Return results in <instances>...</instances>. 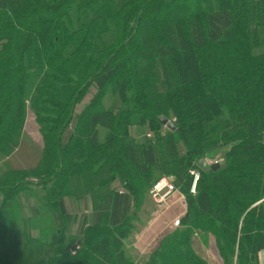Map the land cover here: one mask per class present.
<instances>
[{"label":"trees","instance_id":"trees-1","mask_svg":"<svg viewBox=\"0 0 264 264\" xmlns=\"http://www.w3.org/2000/svg\"><path fill=\"white\" fill-rule=\"evenodd\" d=\"M28 113L42 147L21 170ZM163 176L185 212L136 261ZM209 236L222 264L264 249V0H0V264H207Z\"/></svg>","mask_w":264,"mask_h":264},{"label":"rangeland","instance_id":"rangeland-1","mask_svg":"<svg viewBox=\"0 0 264 264\" xmlns=\"http://www.w3.org/2000/svg\"><path fill=\"white\" fill-rule=\"evenodd\" d=\"M108 5L106 1L100 2L98 6L95 8L99 9L101 6ZM76 45V44H74ZM92 93V91H91ZM90 96H88V99ZM88 99H86L88 101ZM84 101L82 105L87 104V101ZM80 109V107L77 108V111ZM135 135L138 136L141 134V131L139 129H135ZM41 139L39 136L38 132V126L36 125L34 121V117L31 113L27 114V119L25 126L23 128V133L21 136V144L20 146L14 150V152L10 155L11 158H9L7 161L9 162V165L11 167H16L20 168L21 170H24L23 168L27 169L32 166H34L37 162V159L39 158L40 155V150H41ZM227 148L220 149L217 152L211 153L208 158L205 159H212V158H220L223 159V155L226 152ZM159 178H167L166 176L159 177ZM178 194L175 195L176 200H174V203L169 202L168 205L162 206L161 210L163 211L164 209H168V211L165 212V215L161 216L158 218L157 221L155 219H151L150 215L149 217L147 216V211L150 210L152 211V207L150 204V200L147 198V204H145L144 209H145V216L143 215V219L145 220V224L143 226V229L135 233L133 237H131L128 244V251L131 252V255L136 261H139L142 259V257L147 256L152 250L155 249V247L158 244L159 239L164 235L172 231V227H170V224L173 220H175L178 216L182 214V209L185 206V204L182 202V205H178L179 202H177L178 199ZM148 204L150 207H148ZM178 207V208H177ZM72 208L71 212H74V204L73 206H69V209ZM77 209L78 206H77ZM185 212V211H184ZM76 214V213H75ZM79 215H76L77 223L79 222ZM181 217V216H180ZM42 221L41 226H49V222ZM166 221V222H164ZM164 222V223H163ZM165 224V226H164ZM22 225V224H21ZM19 225L18 223L16 226L20 227V229L24 228V230L31 232V235L36 236L37 232H39L40 229H35V230H30L27 229L29 226L23 225V227ZM215 249L213 248V244L211 242V247H205L204 252L209 250L207 253L210 256V261H213L211 259V256L213 255L211 250ZM215 251V250H214ZM206 259V256H205ZM258 261V258H257ZM210 263V262H209Z\"/></svg>","mask_w":264,"mask_h":264},{"label":"built area","instance_id":"built-area-1","mask_svg":"<svg viewBox=\"0 0 264 264\" xmlns=\"http://www.w3.org/2000/svg\"><path fill=\"white\" fill-rule=\"evenodd\" d=\"M222 159L220 158H212V159H206V162L208 165H215L221 162ZM189 175L193 177V184L191 186V193H194L195 183L199 178V171L197 170H191L189 172ZM178 194L177 202L178 205H182V202L185 204L184 197L180 194L178 189L173 185L172 182H170L167 178H160L157 180L151 187V189L148 192L149 200L152 203V211L150 210L149 215L151 219L157 220L161 216L165 215V212L168 211V209L161 210L162 206L168 205L169 202L174 203V200H176L175 195ZM178 208V207H177ZM182 216L185 211V206L182 209ZM178 216L175 220H173L170 224V227H172V230L178 226L179 218ZM260 259L264 261V251L260 253Z\"/></svg>","mask_w":264,"mask_h":264},{"label":"crops","instance_id":"crops-1","mask_svg":"<svg viewBox=\"0 0 264 264\" xmlns=\"http://www.w3.org/2000/svg\"><path fill=\"white\" fill-rule=\"evenodd\" d=\"M77 206H78L79 209H77ZM91 209H92V207H91V204H90L89 199H87L85 202L76 201L74 203V211L76 213L75 215H80L82 213L91 212ZM71 210H72V208L69 209V211H71ZM157 220H155V221H157ZM164 222H166V221H164ZM164 226H165V224H164ZM211 242L213 244V248H215V249H212L211 250V252L213 254L211 256V259L213 261H210V256H209L210 255V252H208L209 250H207V251L204 252V254L206 256V262H207V264H222V262H221V260H220V258L218 256L216 247H215L214 239L212 237L209 236L208 239L206 240V242H201V240L196 239V245H197V247L199 249L203 250V251H204L205 247H208V248L211 247ZM263 251H264V249L258 253V261H257V264H264V261L262 259H260V253H262ZM207 253H209V255Z\"/></svg>","mask_w":264,"mask_h":264},{"label":"water","instance_id":"water-1","mask_svg":"<svg viewBox=\"0 0 264 264\" xmlns=\"http://www.w3.org/2000/svg\"><path fill=\"white\" fill-rule=\"evenodd\" d=\"M159 122L162 126L167 128L168 130L173 131L174 127L170 121L166 120L165 118H160ZM224 166H225L224 161L215 165H208L204 159H200L196 162V167L198 168V170H200L203 173L214 172L220 168H223Z\"/></svg>","mask_w":264,"mask_h":264}]
</instances>
